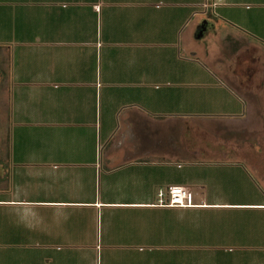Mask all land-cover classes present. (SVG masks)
<instances>
[{
	"label": "crops",
	"instance_id": "crops-1",
	"mask_svg": "<svg viewBox=\"0 0 264 264\" xmlns=\"http://www.w3.org/2000/svg\"><path fill=\"white\" fill-rule=\"evenodd\" d=\"M186 1L201 7L180 37L185 18L171 29L165 0H0L12 137L0 264H264V138L216 135L219 124L263 132L247 119L264 109V68L217 63L214 43L192 73L175 47L212 13L205 31L237 59L248 43L264 51V0ZM167 41L174 66L138 46ZM165 81L212 92L178 96ZM170 185L192 204L158 205Z\"/></svg>",
	"mask_w": 264,
	"mask_h": 264
},
{
	"label": "rangeland",
	"instance_id": "rangeland-1",
	"mask_svg": "<svg viewBox=\"0 0 264 264\" xmlns=\"http://www.w3.org/2000/svg\"><path fill=\"white\" fill-rule=\"evenodd\" d=\"M185 1L186 0H177L176 2H174V1L165 0V13L171 16V19H169L171 29L175 25V21H176L175 20L176 17L174 18V15H176L179 18V21L182 20L183 16L185 18L184 22L179 28L180 37H185L184 30L187 27V23L191 22V20L193 19L192 15H189V16L187 15V17H185L187 12L189 13L190 11L198 10L201 7V6L196 5L195 3L192 4L191 2H188V1L185 2ZM206 16L209 17V18L205 17L208 19H204V20H207L206 25L203 21L201 22L202 25L198 27L196 35L194 36L195 40H191L190 44H182L179 38V35H177V41L180 43L178 46H175V47L177 49L179 48V56L182 59H185V60H180L185 63L183 67H187V68L189 67L192 70V73H200V72L204 73L205 69L203 67L210 65V63L206 62V57L202 54L200 50L201 45L203 47V50H205V45H207V50H208L209 47L211 46L210 44L215 43L214 48L211 46L212 48L207 51V54H209V52L213 50V53L210 52L209 55H210V58L211 57L215 58L217 63L221 62V64L224 63L223 65H226V64L229 65L230 62L237 63L236 61L242 59L244 61L246 60L247 62H250L248 64L249 68L251 67L254 69L255 66L253 63L255 62H257V66L258 64H260L259 66L264 68V53H263L264 51H258L257 49L252 48V46L248 43L249 45L247 44V46L243 49V53L240 54L239 58L237 59L236 54L235 56L232 55L233 51L229 46H227L225 43L221 44L220 39L218 40V38H214L215 36H213V34L206 32L207 29H210L212 31V28H213L212 23L217 20V16L215 14L209 13V15H206ZM182 31L183 33L181 34ZM171 32L172 31H170L169 29L165 35ZM169 37L173 38L174 36L171 35ZM116 38H118L121 41V40L129 39L130 37L129 35H126V34H120ZM142 44L139 43L138 46L148 51L165 49V61H168V62H165V65L169 64L171 66H174L173 60L175 59L174 52L176 50V48L174 47V44L168 41L165 43V46L164 45L157 46V44H160V43H153V44L144 43L143 45ZM126 47L128 46L121 45L115 48L124 49ZM130 47H134V46H130ZM135 48H138V47H135ZM214 49H216L217 51L215 52ZM113 51L115 52V49H113ZM253 54H255V56ZM157 57H158L157 55H154L152 53L148 55V59L150 60H156ZM189 59L195 60L197 62L195 61L191 62L189 61ZM9 69H10L9 51L6 48V46L5 47L1 46L0 47V158L5 157L4 152L6 151L4 150H7L6 149L7 142L11 143L12 141L11 134L9 135L7 133V130L9 131V128L11 127L9 126V123H7L9 111H10V101H9L10 97H9V85H8L9 84L8 82ZM198 69H200V72L198 71ZM1 70L3 71V73ZM175 89L178 91V96L196 94L197 92L202 93L203 94L202 96H206L212 92V88H209L208 86H206V88H203L201 90L195 84L173 83V81L171 82L165 81V91H171V90L174 91ZM215 93H212L211 95H214ZM250 116L251 117L247 119L249 124H251L252 126H255V128L257 127L261 128L264 126V109H256V112L252 113ZM216 127L219 130V133H216L218 140H226V139H234V140L247 139L248 140L249 139V140L257 141L259 137L264 138V130L261 133L257 130H255V132H249L248 130L241 129V128H238V129L226 128L225 125L223 124L216 125ZM8 135L9 137H7ZM1 148H3L2 151H1Z\"/></svg>",
	"mask_w": 264,
	"mask_h": 264
},
{
	"label": "built area",
	"instance_id": "built-area-1",
	"mask_svg": "<svg viewBox=\"0 0 264 264\" xmlns=\"http://www.w3.org/2000/svg\"><path fill=\"white\" fill-rule=\"evenodd\" d=\"M99 8V4H97ZM191 191L183 185H170L159 192L158 205L160 206H189L192 204Z\"/></svg>",
	"mask_w": 264,
	"mask_h": 264
}]
</instances>
